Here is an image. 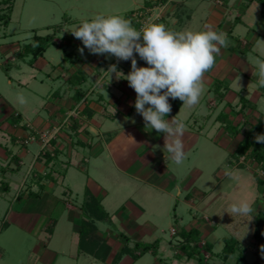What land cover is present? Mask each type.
Masks as SVG:
<instances>
[{"label":"crops","instance_id":"crops-1","mask_svg":"<svg viewBox=\"0 0 264 264\" xmlns=\"http://www.w3.org/2000/svg\"><path fill=\"white\" fill-rule=\"evenodd\" d=\"M193 1L195 0H185L183 3L191 4ZM220 2L225 8H231L234 5L236 10L241 12V15L235 19L227 33L231 36L232 42L227 48L228 55L226 58V63L231 64L230 70L227 67L226 75L217 73L219 76H214L217 70L212 68L209 72L211 76H207L208 73L204 76V100L208 102L211 115L208 116L207 122L196 120L197 118L194 116H197V112L192 113L188 118L180 119L177 115L182 104L174 110L173 103L176 99L170 98L169 103L172 105V111L165 118L170 121L176 116L177 119L186 124V131L183 136L185 156H189L199 145L200 135L207 131L212 132L213 137L216 138V145L228 154L227 172H223L216 183H212V180L208 179L206 184L209 187H205L203 180L207 176L204 168L194 166L192 177L188 176V180L183 182L184 177L181 179L182 176L177 170V165L164 149V134L157 133L154 129H145L143 117L134 108L136 93L120 74L123 73L126 76L131 71L128 66L129 61L119 60L120 68L117 67V62L111 63L110 65L116 64L117 67V72L111 73L108 71L110 65H108L105 55L96 56L95 60L88 63L87 61H80L78 57L77 60L72 59L70 61L68 59L56 60L54 53L49 54L48 50L52 46L64 49L65 44L69 47L73 44L76 46L82 44V41L76 39L69 31L68 28L72 26L74 21L68 19L66 21V26L69 24L68 27L62 26L60 32L56 34L55 45H51L32 66L38 69H46L48 79L54 84L58 83L47 95L48 101L44 105L47 118L41 120L40 123L33 124L36 129H49L58 126L70 111L80 107V115L76 118L79 124L74 127L71 125L73 121H68L66 128L54 139V144L46 147V150L51 152L52 159L48 163L47 158L43 156L45 166L41 163L42 150L39 141H30L27 145L23 144L26 139L29 140L33 130L4 122L2 117L6 114L4 111L8 105L6 101L0 100V109L2 110L0 113V135L7 136L1 138L4 143L0 147V152L9 153L7 155L11 154L10 156L14 157V161H20L23 166L25 160L29 159L31 162L37 160V166H41L42 170L47 172L44 182H36L35 188H29L27 194L20 195L22 199H16V203L20 201L22 215L27 216L29 227L35 226L40 233L44 230L49 232L51 228L56 226L57 223L54 221L49 223L51 221L49 215L44 214L43 210L46 208L45 206L51 203L52 199H55L58 192L65 197L73 195L72 187L66 183L67 174L71 167L79 169L83 163L93 161L95 168H97L98 164L101 165V163L106 162L115 172V176L121 180L123 186L121 200L116 208H120L119 211L122 214H127L129 229H134L132 232L134 244L144 242V238L147 237V232L143 230V227L147 229L152 227L147 221L144 225L139 223L146 210L145 198L152 194L153 196L150 198L154 204L165 203L163 201L168 200L166 202L168 207L171 208L174 204L175 211H177L179 203L183 205V209L194 211L191 225L187 226L186 230H197L198 246L200 247L202 243L211 244L214 255H217L214 252L213 244L215 234L218 227L224 225V223L219 222V219L233 220L236 224L233 237L245 249L246 261L248 263L256 260L262 262L264 246L257 245L253 239L254 215L264 210L262 198L264 197V185H259L255 178L257 174L255 168L257 170L260 168L258 163L252 159L240 157L241 159L238 160L234 156L244 137L242 134L233 137L226 131L225 126L229 124L241 125L247 121L256 124L257 120L264 116V111L261 110L264 86L259 84V77L255 74L258 71L257 66L246 56L247 53H250L257 59L264 60V55L255 50L258 39L264 38V29L260 30L253 23L249 25L244 21L249 8L254 3H258L256 0H222ZM144 6L145 3L140 9ZM219 7L218 5L212 6L209 16L204 21L202 20V26L205 28L206 25H211L216 31L226 33L227 31L223 26L229 15L221 12ZM182 8V11L177 12V26L180 23L179 18L186 17L188 21L181 25L180 29L185 30L189 29L194 12L189 5L179 3L178 6L177 4V11ZM53 27L55 26L48 29L53 32ZM242 42L245 46H242ZM134 55L137 57V54L134 53ZM29 58L31 59V57ZM80 68L82 73L79 72ZM227 80H229L228 83ZM216 83L221 84L222 92L225 93L221 100H218L214 90ZM248 90H253L250 98L245 96ZM80 97V102L76 103L75 98ZM242 100H246L249 104V108L244 111H240ZM220 114H225L226 119H219ZM80 120L83 122L80 123ZM190 122H193L192 124L195 126H192ZM33 142L36 146L35 149L31 148ZM156 145H159V148H155ZM86 154L91 156L90 161ZM166 157L167 159H165ZM6 158L8 157L6 156ZM185 172L191 174V168H187ZM253 184H256V188H253ZM20 185L19 187H21ZM87 191L100 201L102 208L108 214L106 221H95V225L99 232L105 235L108 244L111 246V253L108 258V263H110L115 255L121 251L124 243L121 238L122 234L114 233L111 230L112 227L117 229L122 223L120 224L118 220L115 222L113 216L104 207V203L112 195L111 190L109 191L98 184L96 191L87 188L82 201H76L74 206L66 202L69 220L74 223L76 230H78L79 241L81 224L84 220H89V216L83 210ZM29 194H39V196L31 197ZM134 194L139 195L138 200L132 198L135 196ZM215 199L217 201L220 199V207L217 213H212ZM242 201L249 202L255 212L250 216L226 215L231 204H238ZM53 205V203L50 204L51 207ZM174 218L180 225L184 224V216L176 213ZM100 223L107 225L106 232L99 228ZM149 231L152 230L149 229ZM50 234L52 235L53 231ZM130 241H132L131 238ZM131 244L133 243H129V246L133 247ZM248 244L255 245L256 254L249 251ZM249 253L254 255V259H249ZM176 255H178L177 251ZM234 256L237 257V255ZM180 260L191 259L182 256ZM131 261L134 263L132 259Z\"/></svg>","mask_w":264,"mask_h":264},{"label":"rangeland","instance_id":"rangeland-1","mask_svg":"<svg viewBox=\"0 0 264 264\" xmlns=\"http://www.w3.org/2000/svg\"><path fill=\"white\" fill-rule=\"evenodd\" d=\"M183 1L185 2V0ZM183 1L15 0L9 25H0V100L6 101L8 105L4 111L6 114L2 117L4 122H7L9 125H14L12 123V116L14 117L19 114L23 121H20L17 126L32 129L33 132H36L38 135L48 130L36 129V126L33 124L40 123L41 120L47 118V112L44 110V105H46L48 101L47 95H49L52 88H55L58 83L54 84V82L48 79L46 69H38L37 67L30 66L28 64L30 58L22 56V49L31 41L35 33L42 36L50 34L52 31L48 29L49 27L56 25L66 26V21L68 19L74 21L71 24L72 26H69V31H72L74 26L78 25L82 20L101 14L105 16L121 15L133 22L132 25L137 29H140L149 21V18H151L153 22L163 23L169 29L180 31L181 25L188 21L186 17L179 18L180 23L177 26V12L179 13L183 10L182 8L177 11V4L179 6V3H181L189 5L194 12L189 30L198 31L204 30L202 26L203 21L209 16L212 6L218 5L220 6L221 12L229 15L227 22H225L223 26L226 30H223L227 31L225 34L229 44L232 43L230 40L231 36L227 35V33L230 30V26L235 22V19L241 15V12H238L234 5H232L231 8H225L223 3L220 2L222 0H195L191 4L188 2L183 3ZM144 3V8L140 9ZM136 16L137 18H135ZM244 21L249 25L253 23L260 30L264 29V7L258 3H254L249 8ZM68 25L69 24H67L66 27H68ZM259 40L264 41V38L261 37ZM242 44V46H245L244 42H242ZM228 46L226 48H221L220 54L216 57V63L213 69L217 71H215L214 76L218 74L226 75V68L228 67L229 69L231 65L226 63ZM63 47L64 49L52 46L48 50V53H54V55H56V60L62 61L65 58V54H69L67 57L69 61L72 59L77 60L78 57L80 61H87L88 63L95 60L96 56H101L90 54L87 48L84 49V53L81 55L79 49L84 47L83 44L79 46L73 44L70 47L65 44ZM255 50L262 55L259 42L256 44ZM103 55L106 56L108 65L117 62V67L120 68L119 61L116 57L109 54ZM246 56L256 65L257 57L250 53H247ZM135 58L138 67L148 66L138 55ZM128 61L129 69H131V60ZM211 70L207 72V76L209 77L211 76L209 73ZM79 72L82 73L81 68ZM228 81L229 80H227V83ZM18 90H23L26 96L27 103L25 105L18 104L16 100V92ZM252 91L253 90H248L245 96L250 98ZM204 99L205 93L202 95L197 105L190 108L182 106L177 116L180 119H185L192 115V113L197 112V116H194L197 118L196 120L207 122V118L211 113H209L210 109L207 105L208 102ZM261 104H263L261 110L264 111V99ZM79 108L77 107L75 110L70 111L63 118V122L67 124L68 121L72 120V123L79 124V121L76 119L77 116L80 115ZM1 111L0 109V113ZM81 122L83 121L80 120V123ZM192 123L193 122H190L192 126H195V124ZM54 128H59V126L52 127L50 130ZM57 132L56 136L61 133V131L58 130ZM2 136L7 137L3 134L0 135V147H2V143H4L1 139L3 138ZM199 139V145L189 156H185L182 165H177V170L180 171L179 173L182 176L181 179L184 177L183 182H185L188 180V176L192 177L194 166L203 167L207 176V178L203 180V185L209 187V185L207 186L206 184L208 179L212 180V183H216L217 180L221 178L222 173L227 172L228 166L226 161L228 154L216 145V138L213 137L212 132H205L203 135H200ZM26 141L30 142L31 140L26 139ZM36 141H39V139ZM23 144L27 145L26 142ZM49 145L50 144L43 146L40 143L41 150ZM35 147L33 142L31 148L35 149ZM7 154L9 153L0 152V264H100V262H97L90 256L78 252V230H76L74 223L69 220V213L66 208V202L74 206L76 201H82L87 188L91 191H96L98 184L109 191L111 190L112 195L104 203V207L110 215L113 216L115 222L118 220L120 224L122 223L117 229L112 227L111 230L114 233L122 234V240L127 236L130 237L132 241L129 243L132 242L133 244L131 245L134 246L132 236L134 229H129L130 226L127 224L128 216L125 213L122 214L119 211L120 208H116L121 200V190L123 186L121 180L115 176V172L111 170L109 164L106 162V164L101 163V165L98 164L96 166L97 168H95L94 162L90 161L91 156L86 154V157L90 161V163L88 162L89 164L83 163L79 169L75 167L69 169L66 183L70 184L72 187L73 195L71 197H65L62 193L58 192L55 199H52L51 203L45 206L46 208L43 210L44 214L46 213L49 215L51 220H48L50 221L49 223L53 221L57 223L54 228H51L53 231L51 235L49 232H46V230L38 233L35 226L29 227L27 225V216L22 215L20 201L16 203L17 196L27 194L29 188H35L34 185L36 182H44V177H46L47 172L42 170L43 168L41 166H37V160H34V162H31L29 159L25 160V165L23 166L20 161L15 162L14 157L10 156L11 154ZM6 156L8 158H6ZM42 157L43 155L41 158ZM44 159L45 158L41 159L42 165H44ZM237 159L240 160L241 158L237 157ZM187 168H191V174H188V171L185 172ZM255 170L259 177H264L262 170H257V168H255ZM19 185L21 187H19ZM4 188L7 190H4ZM253 188H256V184ZM134 195L135 196H132V198L134 197L138 200L139 195ZM151 196L153 195L149 194V196L145 198L146 210L143 216H141L139 223L144 225L147 221V223L151 224L149 226L152 227L149 229L152 231L143 227V230L147 232L144 243H153L157 240L159 242L157 255H153L149 252L134 263L131 261L130 256H125L119 264H199L195 259L181 261L180 257L182 256L176 255L181 240V236L177 233L182 230L187 231V226L191 225L192 215L195 212L190 209H183L184 207L181 203L178 204L177 211H175L174 204L171 208L168 207L166 203L168 200L163 201L165 203L154 204L152 198H150ZM262 198L264 200V197ZM52 203L54 205L51 207L50 204ZM213 205L212 213H217L220 207V199H218V201L215 199ZM229 211L230 210L226 212V215L229 214ZM254 212L255 211L252 213ZM176 213L184 216V224L180 225L176 221L174 218V214ZM219 220V222L221 224L224 223V225L218 227L213 242L214 252L217 255L210 256L204 249V243L200 244L202 254L204 257L210 256L209 260H207L208 264H235L236 256L230 257L227 262L223 263L218 254L221 253L224 248V239L234 236L236 224L233 220H226L225 218ZM99 228L106 232L107 225L100 223ZM172 229L176 230L177 235L172 234ZM49 240L51 241L49 242ZM247 248L251 253L256 254L255 245L248 244ZM177 253L179 254V250ZM249 259H254V255L249 253ZM261 260L264 262L263 257Z\"/></svg>","mask_w":264,"mask_h":264},{"label":"clouds","instance_id":"clouds-1","mask_svg":"<svg viewBox=\"0 0 264 264\" xmlns=\"http://www.w3.org/2000/svg\"><path fill=\"white\" fill-rule=\"evenodd\" d=\"M71 33L82 41L81 55L87 48L90 54L131 60V71L126 76L120 74L136 93L134 108L143 117L145 129L164 134V149L176 165H182L186 124L176 116L170 121L165 118L172 111L169 99H179L182 106L189 108L200 102L205 92L204 76L215 66L221 48L229 44L226 34L211 25H206L204 30L176 31L151 18L137 29L121 15L102 14L82 20ZM258 42L264 54V41L258 39ZM134 53L148 66L138 67ZM256 66L258 82L264 86V60L257 59ZM108 71L117 72L116 65H110ZM16 100L20 105L27 103L23 90L16 92ZM254 139L264 143V134H257ZM253 211L249 202L242 201L231 204L229 214L250 216Z\"/></svg>","mask_w":264,"mask_h":264},{"label":"trees","instance_id":"trees-1","mask_svg":"<svg viewBox=\"0 0 264 264\" xmlns=\"http://www.w3.org/2000/svg\"><path fill=\"white\" fill-rule=\"evenodd\" d=\"M256 1L260 5L264 6V0ZM14 3L15 0H0L1 26L9 25ZM52 29V33L43 36L35 33V35H33V37L31 38V41L23 47L22 56L31 57L28 62L30 66H33L36 60L42 57L51 45H55L56 34L60 32V30L62 29V25L55 26ZM68 56L69 54H65L64 59H68ZM214 90L217 94L218 100H221L225 95V93L222 92L221 84L216 83ZM80 100L81 97L75 98L76 103H79ZM247 103L248 102L246 100H242V108L240 111H244L245 109L249 108V104ZM181 104L182 101L176 99L173 103V109H178ZM226 117L227 116L225 114H220L218 116V118L221 120L224 118L226 119ZM20 121L21 116L19 114L14 117L12 116L13 124L18 125ZM71 125L74 127L77 126L75 123H71ZM239 125L240 124H229L225 126L226 131L233 137L237 136L238 134H242L244 137L238 145L234 156L238 158L244 157L254 160L256 163H258L260 169L264 174V143H257L254 139L257 134H264V116L258 119L256 124H252L247 121L240 126ZM58 126L60 128L59 131H62L64 128H66L67 124L65 122H61ZM51 128L52 127H50L48 130H50ZM31 136H35L36 139L39 138V135L36 132H33ZM54 139H52L49 144H54ZM41 153L44 157L47 158V162L49 163L52 159L51 152L47 151L45 148L41 151ZM255 178L259 185H264V177L261 178L256 174ZM4 190L7 189L4 188ZM29 196L37 197L39 196V194H29ZM18 199H22V196H18L17 200ZM83 210L86 215L89 216V220H84L80 227L78 241V251L80 254L90 256L92 259L100 262L101 264H119L124 256H130L131 259L136 262L149 252H151L153 255H157V250L159 247L158 241H155L153 243L136 242L133 247H130V239L125 237V239L123 240L124 243L121 251H119L112 259V261L108 263V258L111 253V246L108 244L105 235L100 233L97 226L95 225V221H106L108 219V214L102 208L100 201L95 199V197L89 191H87L85 195ZM253 222L254 242L257 245L264 246V210L254 215ZM51 232L52 230L50 229L49 233ZM177 234L181 236L178 247L179 249L177 248V251L179 250L178 256H185L188 259H195L199 264H208L207 260H209V257L214 256L213 246L209 243L204 244L205 251L210 255L204 257L201 248L197 244V230H182ZM224 242V248L221 254L218 255L223 263L226 262L230 257L237 255L236 264H264V262H261L260 260L248 263L246 261L245 249L239 245L238 241L234 237L225 238Z\"/></svg>","mask_w":264,"mask_h":264},{"label":"built area","instance_id":"built-area-1","mask_svg":"<svg viewBox=\"0 0 264 264\" xmlns=\"http://www.w3.org/2000/svg\"><path fill=\"white\" fill-rule=\"evenodd\" d=\"M138 16V15H137ZM137 16L135 18H137ZM56 129V130H55ZM57 130L59 131L60 128H54L53 130H47L45 132H43L42 134L39 135V141L43 146H46L47 144H49V142L55 138V136L57 135ZM29 140L31 141H36V137L35 136H31L29 138ZM28 143V141L26 142ZM172 234L176 235V230L172 229ZM207 257V256H206Z\"/></svg>","mask_w":264,"mask_h":264}]
</instances>
